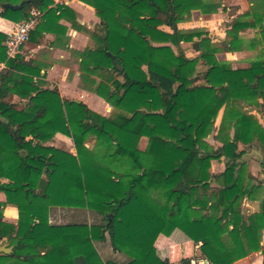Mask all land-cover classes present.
Masks as SVG:
<instances>
[{"label":"trees","instance_id":"obj_1","mask_svg":"<svg viewBox=\"0 0 264 264\" xmlns=\"http://www.w3.org/2000/svg\"><path fill=\"white\" fill-rule=\"evenodd\" d=\"M83 1L101 22L91 32L93 46L78 55L80 87L106 100L115 110L110 117L44 88L43 67L22 55L8 59L0 32V180L17 172L12 187L0 185V245L12 248L0 264H171L152 250L160 235L176 232L201 243L209 264L264 256V201L260 213H243L247 197L264 196L244 160L254 148L264 158V123L253 113L264 117V0H249V11L226 31L225 52L259 48L257 59L238 69L217 59L205 30L178 28L193 11L225 10L220 1ZM52 3L0 0V17L18 23L33 10L43 13L34 40L44 21L68 11ZM246 30L257 37L243 39ZM181 43L196 44L199 56L188 58ZM200 60L207 63L201 73ZM48 130L71 138L77 156L46 146ZM213 132L219 145L207 141ZM215 160L227 162L218 175L211 173ZM8 205L18 210L17 224L4 220ZM53 207L89 210L103 223L53 225ZM98 243L122 258L104 261Z\"/></svg>","mask_w":264,"mask_h":264},{"label":"crops","instance_id":"obj_2","mask_svg":"<svg viewBox=\"0 0 264 264\" xmlns=\"http://www.w3.org/2000/svg\"><path fill=\"white\" fill-rule=\"evenodd\" d=\"M222 4L225 10L221 9L219 14L211 15V17H208L210 20H207V22L209 23L211 20L216 21L218 25L212 26V28L219 31L218 33L220 34V37L225 40L229 23L232 21V18H234L233 15L231 20H225L229 17L227 14L229 11L228 7H233L238 16L249 11L251 4L249 3V0H223ZM63 7L68 8L65 15L59 20L52 18L50 21H44L42 23L43 38L41 35H38L34 37V40H29L24 45L20 55H22L26 61L37 63L43 67L41 71L42 77L39 78V80L43 82L44 88L56 89L63 99L77 103H84L97 114L104 117H110L115 112L114 108L97 94L80 87L81 59L78 55L83 53L87 48L93 46L91 32H93L95 27L100 24L101 21L97 17L95 9L83 0H65V3L62 6H51L50 8L58 10ZM43 16L44 14H42L40 23L43 20ZM13 25V22L0 17L1 33L6 34L11 30ZM222 26H225V31L222 32L221 30L222 33H220ZM164 28L166 32H170L169 30H166V27ZM217 31L213 34L217 35ZM251 34L254 35L251 40L257 37V33L253 30L243 31L241 37L245 39L244 35ZM248 52L258 53V50H249ZM243 54H245V51L244 53L225 52L222 56H217L219 58L223 57L222 60L226 62H231L234 58ZM238 65L240 64L236 63L234 66L232 65L233 69H238ZM5 69L6 65L0 64V73ZM95 79L98 81L100 80L97 77H95ZM12 100L14 103L20 102L18 96H14ZM253 113L258 116L261 123H264V117L256 111ZM48 131L52 134L53 138L46 144V146L70 156H77V151L71 138L51 130ZM215 144L219 145L217 142ZM86 146L91 148L92 142L87 143ZM256 151L257 149L254 148L247 153L249 156L246 161L250 163L248 164L247 176L251 177L254 180V183L264 187V166L262 165L264 163V158L262 155V158L258 156ZM226 163L225 160H223L222 163H219V161H212L211 173L214 175L223 173L226 169ZM16 176V171L9 173L0 180V185L2 184L7 187H12L15 184ZM262 201H264V196H261L260 192L254 193L252 198L247 197L243 204V213L245 215L260 213L262 211ZM0 202H6V197L1 191ZM97 216L89 210L53 207L50 212V223L53 225H62L70 222H87L91 225V220L95 219ZM18 219L19 213L17 208L8 205L4 209V220L12 224H17ZM56 221L59 222L55 223ZM63 221L64 223H61ZM3 244H7L9 247L7 242H3L1 245ZM201 245V243L196 244L191 240H187L182 233L176 232L171 237L160 235L155 242L152 252L157 253L162 257H167L171 264H182L185 260H190L191 263L195 262L196 264H201L202 261H206L201 253ZM261 247L264 249V230L262 232ZM96 248L104 261L122 258L120 254L113 252L109 243H98ZM263 263V252L258 251L237 261L235 264Z\"/></svg>","mask_w":264,"mask_h":264},{"label":"rangeland","instance_id":"obj_3","mask_svg":"<svg viewBox=\"0 0 264 264\" xmlns=\"http://www.w3.org/2000/svg\"><path fill=\"white\" fill-rule=\"evenodd\" d=\"M217 1H220L222 2L223 0H217ZM229 8V11H228V16L227 19L225 20H231V17L233 16L234 18H232V21H230L229 23V26L232 24V22L237 18V15H236V11L234 10L233 7H228ZM221 12V10L217 13L219 14ZM215 15V14H213ZM208 17H211V15H204L202 14L200 11H193L192 13V19L191 21L189 22H186V23H181L179 24L178 28H195V27H203L201 29L205 30V32L208 33L209 35V38L212 39V44L218 48L219 52L217 55H223V53H225V42H224V39H222L220 37V34L218 33L219 31H217L216 29H213L212 26H215V25H218V23H216V21L214 20H211L209 23L207 22V20L209 21L210 19ZM206 24V25H205ZM228 26V28H229ZM166 27L167 29L166 30H169L170 32H174L172 28L170 27H167V26H163L161 27L162 30L165 31V28ZM169 28V29H168ZM208 30V31H207ZM225 31V26H222L221 29H220V33L221 32ZM217 31V35L216 34H213V33H216ZM169 32V33H170ZM213 34V35H212ZM254 35L251 34V35H244V38L247 40V41H250L251 38L253 37ZM226 38V37H225ZM181 48L183 50V52L185 53V55L188 57V58H196L199 56V49H198V46L194 43H181ZM259 50V48H257L255 51ZM249 51V50H248ZM247 50L245 51V54L243 55H240L238 56L237 58H234L233 61H231L230 63L234 66L236 63L240 64L238 65L239 68H246V67H249L250 66V63L254 60L257 59V52H248ZM244 53V52H243ZM223 57H218L217 56V59L219 61H224L222 60ZM207 68V63L203 60H200L199 62V66H198V72L201 73V72H204ZM114 114V113H113ZM222 114H223V111H221L218 119H217V125L220 124V121H221V117H222ZM112 116V115H111ZM258 117V116H257ZM216 132H213V134L207 139V141L210 143V144H215L216 143ZM146 145H147V140L146 139H143L141 144H140V147L141 149H145L146 148ZM92 146H94V142H92ZM249 155L246 154L244 156V160L246 161L247 157ZM215 161H219V163H222L223 160H215ZM247 164H250L249 162H247ZM97 216V214H96ZM59 221H56L55 223H58ZM61 223H64L61 222ZM103 221H102V217L99 215L97 217H95V219H92L91 220V224H102Z\"/></svg>","mask_w":264,"mask_h":264},{"label":"built area","instance_id":"obj_4","mask_svg":"<svg viewBox=\"0 0 264 264\" xmlns=\"http://www.w3.org/2000/svg\"><path fill=\"white\" fill-rule=\"evenodd\" d=\"M51 6L59 7L65 3V0H52ZM32 17L26 21L14 23L13 27L7 32L4 46L6 48V56L13 59L22 53L24 45L29 41L31 32L39 25L42 14L37 10L32 11ZM192 264H196L193 262ZM201 264H208V261H202Z\"/></svg>","mask_w":264,"mask_h":264},{"label":"water","instance_id":"obj_5","mask_svg":"<svg viewBox=\"0 0 264 264\" xmlns=\"http://www.w3.org/2000/svg\"><path fill=\"white\" fill-rule=\"evenodd\" d=\"M31 140H32L31 137L28 138V141H31ZM256 154L262 158L260 152H256ZM11 252H12V248L8 247L7 244H3L0 246V254L7 255V254H11Z\"/></svg>","mask_w":264,"mask_h":264}]
</instances>
